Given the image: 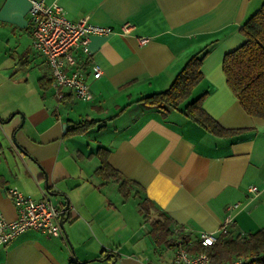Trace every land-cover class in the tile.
I'll return each instance as SVG.
<instances>
[{
    "label": "crops",
    "instance_id": "0c3cea01",
    "mask_svg": "<svg viewBox=\"0 0 264 264\" xmlns=\"http://www.w3.org/2000/svg\"><path fill=\"white\" fill-rule=\"evenodd\" d=\"M59 2L66 19L88 16L116 33L91 36L89 58L76 56L90 100L67 89L58 99L44 58L30 46L29 0H0V76L12 72L6 79L14 86L0 109V215L16 218L12 187L65 211L64 238L28 230L0 245V264H170L177 228L192 239L215 232L230 214L235 235L264 229V120L244 114L221 66L264 0ZM125 23L132 27L121 35ZM203 53L202 79L178 108L142 101L167 90ZM31 78L36 92L27 88ZM203 94L207 115L241 132L218 137L186 117L185 105ZM84 121L93 124L76 131ZM102 158L128 182L126 197L99 170ZM158 221L168 234L155 229Z\"/></svg>",
    "mask_w": 264,
    "mask_h": 264
},
{
    "label": "built area",
    "instance_id": "2783aa9c",
    "mask_svg": "<svg viewBox=\"0 0 264 264\" xmlns=\"http://www.w3.org/2000/svg\"><path fill=\"white\" fill-rule=\"evenodd\" d=\"M60 0H29V33L31 34V48L44 58L51 73V86L58 99H62L63 90L67 89L77 100L86 102L91 98L89 84L86 82L85 74L78 67L76 57L79 52L89 58V38L93 35L108 36L116 33L111 27H104L93 24L88 16L77 19L73 22L66 19V13ZM132 26L129 23L121 25L118 33L128 35ZM146 38H140L141 44L146 43ZM91 75L98 79L102 71L98 65L91 62ZM257 187L251 186L248 192L256 197ZM12 201L16 218L13 221H6L0 215V245L12 242L15 237L28 230L38 231L48 237H62L63 231L60 226L64 210H59L51 204L47 198L33 200L24 195L16 187L7 191ZM235 208L229 207L231 210ZM233 223L230 214L214 232H200L199 243L202 246H211L215 243L218 234L228 232V227ZM182 237L176 241L173 259L170 264H211V259L204 253L192 254L182 244ZM241 260L225 264H240ZM142 264H156L146 260Z\"/></svg>",
    "mask_w": 264,
    "mask_h": 264
},
{
    "label": "trees",
    "instance_id": "16d2710c",
    "mask_svg": "<svg viewBox=\"0 0 264 264\" xmlns=\"http://www.w3.org/2000/svg\"><path fill=\"white\" fill-rule=\"evenodd\" d=\"M242 37L245 41L233 51L227 53L221 62L223 76L228 89L236 97L244 114L264 120V4L250 16L242 27ZM206 53L192 56L180 72L174 77L170 87L162 93L142 99L144 102L155 104L160 109L178 108L186 101L193 89L202 79L201 63ZM206 94L188 102L183 113L191 121L197 123L209 133L224 137L235 135L240 130H226L209 116L201 107ZM93 123L82 122L76 124L74 129L79 132L86 131ZM105 178L119 183V189L125 197L128 194V182L102 158L99 169ZM145 204V203H144ZM140 205V211H146L145 205ZM155 229L168 234L167 224L155 223ZM173 231L175 240L182 237L188 252L192 254L204 253L211 259V264L232 263L241 260L240 264H264V229L248 234H233L228 230L225 234H218L211 246H202L198 235L189 238L180 228Z\"/></svg>",
    "mask_w": 264,
    "mask_h": 264
},
{
    "label": "rangeland",
    "instance_id": "374dc122",
    "mask_svg": "<svg viewBox=\"0 0 264 264\" xmlns=\"http://www.w3.org/2000/svg\"><path fill=\"white\" fill-rule=\"evenodd\" d=\"M11 72V71H10ZM12 73V72H11ZM11 73H5V77L7 78L9 74ZM0 75H1V72H0ZM6 78H2L0 76V109L3 107V105L6 103V100L7 98L4 96L3 97V92H5L6 90H8L10 87H14L13 85L9 84L7 81ZM19 80H23L22 78H18V81ZM12 83V82H11ZM15 83V82H14ZM17 86V85H15ZM27 88L31 89L33 92H36L37 91V88H36V84H35V81L31 78L29 79V83H27ZM18 87V86H17ZM23 88V86H21ZM17 89V88H16ZM112 183V182H111ZM113 184V183H112ZM114 187V186H113ZM247 232V231H245Z\"/></svg>",
    "mask_w": 264,
    "mask_h": 264
},
{
    "label": "water",
    "instance_id": "95a60500",
    "mask_svg": "<svg viewBox=\"0 0 264 264\" xmlns=\"http://www.w3.org/2000/svg\"><path fill=\"white\" fill-rule=\"evenodd\" d=\"M21 117H22V121H23V119H24V117L21 115ZM21 121V122H22ZM60 226H61V229H62V231H64V227H63V223L60 221ZM64 233V232H63Z\"/></svg>",
    "mask_w": 264,
    "mask_h": 264
}]
</instances>
